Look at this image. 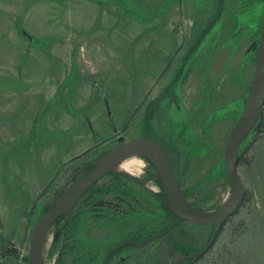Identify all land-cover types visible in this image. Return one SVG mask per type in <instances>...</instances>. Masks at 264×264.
Instances as JSON below:
<instances>
[{
    "label": "rangeland",
    "instance_id": "1",
    "mask_svg": "<svg viewBox=\"0 0 264 264\" xmlns=\"http://www.w3.org/2000/svg\"><path fill=\"white\" fill-rule=\"evenodd\" d=\"M263 20L264 0H0V264H29L57 194L119 142H160L189 200L221 207L225 145L254 81ZM263 124L264 111L241 145L243 204L181 264H264ZM136 156L140 182L120 169L99 180L49 232L46 264H103L116 245L174 223L156 165ZM214 233L187 221L109 264H176Z\"/></svg>",
    "mask_w": 264,
    "mask_h": 264
},
{
    "label": "water",
    "instance_id": "2",
    "mask_svg": "<svg viewBox=\"0 0 264 264\" xmlns=\"http://www.w3.org/2000/svg\"><path fill=\"white\" fill-rule=\"evenodd\" d=\"M30 41H33L25 31L23 32ZM264 111V20L261 37L258 46L256 71L254 81L249 93L244 111L232 128L224 150L225 171L231 184V192L228 200L218 209L202 210L195 207L187 198L177 173L171 163L168 152L158 141L140 137L110 150L100 158L94 160L91 169L82 178L73 183L89 166L81 169L64 188L60 191L48 211L35 226L30 244L29 264H46L45 247L49 232L61 217L70 214L77 206L81 198L102 178L118 169L119 164L127 157L133 155L146 156L152 159L157 167L162 189L168 201L170 210L178 217L177 221L165 231L152 237V240L160 238L178 225L190 221L201 226H213L215 233L211 242L201 251L206 252L214 243L224 223H226L239 210L246 195V188L239 171V157L241 145L260 121ZM122 141V140H121ZM129 178L140 181L135 176L127 174ZM196 254L185 256L177 261L181 264L192 259Z\"/></svg>",
    "mask_w": 264,
    "mask_h": 264
},
{
    "label": "flooded vegetation",
    "instance_id": "3",
    "mask_svg": "<svg viewBox=\"0 0 264 264\" xmlns=\"http://www.w3.org/2000/svg\"><path fill=\"white\" fill-rule=\"evenodd\" d=\"M195 45L196 44H194L192 47H190V49L188 50V52L186 53V55H185V60H187V58H188V56L191 54V52H192V50L195 48ZM170 99H171V102L172 103H174V104H176V106H178V104H177V100H176V95L174 94V93H172L171 94V97H170ZM144 137H147V136H144ZM147 138H150V137H147ZM151 139H153V138H151ZM155 140V139H154ZM121 141V140H120ZM120 144L122 143V142H119ZM160 143V142H159ZM93 162V161H92ZM92 162H90V163H88V164H85L84 166H82V168L81 169H83L84 167H86V166H89L88 167V169L87 170H85L80 176H78L77 178H75L74 180H73V183L75 182V181H77L79 178H82L84 175H86L91 169H93V165H91V163ZM81 169H78L76 172H74V174H73V177L81 170ZM111 175V174H110ZM73 177H71L70 178V180L73 178ZM129 178V177H128ZM160 178V176H157V175H155V179H159ZM129 179H131V178H129ZM69 180V181H70ZM68 181V182H69ZM135 181V180H134ZM137 182V181H136ZM138 182H140V181H138ZM68 183H66V185H67ZM159 184V183H158ZM65 186V185H64ZM159 186H160V184H159ZM163 191V189H161V192ZM161 192H160V194H161ZM60 193V192H59ZM58 193V194H59ZM58 194H57V196H58ZM186 194V193H185ZM56 196V197H57ZM158 199H160V197L158 198ZM164 201V200H163ZM190 201V200H189ZM164 203L166 204V205H168V201H164ZM89 206H92L93 207V205H89ZM76 208V207H75ZM74 208V209H75ZM94 208H98L97 206L96 207H94ZM102 211L100 210V213H101ZM72 213H73V211L70 213V214H67V215H65V216H63V217H61V219L59 220V221H57V223H59V222H64V220L66 219V218H68V217H70L71 215H72ZM177 217V216H176ZM177 219H178V217H177ZM177 219H176V221H177ZM98 220V219H97ZM175 221V222H176ZM174 222V223H175ZM173 224V223H172ZM171 224V225H172ZM171 225H169V226H171ZM168 226V227H169ZM167 227V228H168ZM166 228V229H167ZM165 229V230H166ZM165 230H163V231H165ZM173 230V229H172ZM163 231H161V232H163ZM160 232V233H161ZM170 232V231H169ZM168 233V232H167ZM166 233V234H167ZM60 234V233H59ZM157 234H159V233H157ZM156 234V235H157ZM165 234V235H166ZM155 236V235H154ZM154 236H152V237H154ZM164 236V235H163ZM152 237H149V238H147L146 240H144V241H142V242H136L135 241V239H128V240H126V241H123L122 243H120V244H118V245H116L115 247H113L110 251H108L107 253H106V255H105V261L103 262V264H109V262H110V258H111V256L112 255H114L115 253H117L119 250H121L122 248H124V247H126V246H129L130 248H131V251H132V249H133V247H136V246H139V247H145V246H147L150 242H152L153 240H152ZM162 237V236H161ZM158 239V238H157ZM156 240V239H155ZM196 253H198V252H196ZM196 253H193V254H196ZM192 255V254H191ZM198 255V254H197ZM197 255H195L194 257H196ZM128 258L129 259H131V255H129L128 256ZM122 260V262H126V260H128V259H125L124 257L121 259ZM187 261V260H186Z\"/></svg>",
    "mask_w": 264,
    "mask_h": 264
},
{
    "label": "bare ground",
    "instance_id": "4",
    "mask_svg": "<svg viewBox=\"0 0 264 264\" xmlns=\"http://www.w3.org/2000/svg\"><path fill=\"white\" fill-rule=\"evenodd\" d=\"M143 163L138 159L136 155L125 158L118 166V169L125 174H135L136 171H140L137 166H141Z\"/></svg>",
    "mask_w": 264,
    "mask_h": 264
},
{
    "label": "trees",
    "instance_id": "5",
    "mask_svg": "<svg viewBox=\"0 0 264 264\" xmlns=\"http://www.w3.org/2000/svg\"><path fill=\"white\" fill-rule=\"evenodd\" d=\"M263 128H264V124L260 127L259 132L262 131ZM241 158H242V157L240 156V157H239V163L241 162ZM156 175L159 176V173H158L157 170H156ZM130 180H131V179H130ZM132 180H133V179H132ZM157 181H158V183L160 184V187H161V189H162V182H161L160 178H159ZM90 190H91V189H90ZM90 190H89V191H90ZM185 193H186V192H185ZM186 196H187V198L189 199V195H188V193H186ZM163 200H164V201H167V198H166V196H165V194H164V191L161 192L159 201H160L162 204H164V208L167 210L168 214L171 216V218H175V221H176V219H177L176 215L170 210L169 206L166 205V204L164 203ZM190 202H191V201H190ZM191 203H192L195 207L199 208L195 202H191ZM92 208H94V206H93ZM199 209H201V208H199ZM175 221H174V222H175ZM136 242H137V241H136ZM199 254L201 255V254H203V253L198 252V255H199ZM198 255H197V256H198Z\"/></svg>",
    "mask_w": 264,
    "mask_h": 264
}]
</instances>
